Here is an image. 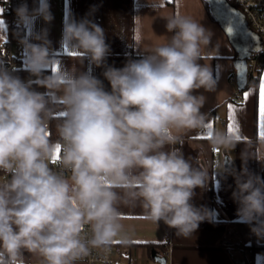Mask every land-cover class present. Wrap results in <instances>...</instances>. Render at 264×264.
<instances>
[{
  "label": "clouds",
  "instance_id": "9594fccd",
  "mask_svg": "<svg viewBox=\"0 0 264 264\" xmlns=\"http://www.w3.org/2000/svg\"><path fill=\"white\" fill-rule=\"evenodd\" d=\"M14 11L21 68L0 59V173L6 175L0 181V264H77L93 250L107 252L125 238L119 205L130 201L184 238L214 221V210L192 202L196 189L207 188V170L182 151L188 132H208L204 93L215 92L218 80L201 61L218 51L213 32L173 14L166 18L171 36L165 43L116 68L107 64L105 30L90 14L79 20L66 14L60 46L79 51L89 67L49 71L56 50L48 27L37 24L53 21L50 0H33L31 8L21 0ZM93 65L104 69L110 91ZM20 70L28 79L16 74ZM53 104L62 116L55 142L48 124ZM210 137L224 152L239 143L227 128L213 129ZM241 156L248 159L246 150ZM228 175L235 181L238 221L264 240V177L246 165L239 171L217 166L216 177Z\"/></svg>",
  "mask_w": 264,
  "mask_h": 264
},
{
  "label": "crops",
  "instance_id": "0c3cea01",
  "mask_svg": "<svg viewBox=\"0 0 264 264\" xmlns=\"http://www.w3.org/2000/svg\"><path fill=\"white\" fill-rule=\"evenodd\" d=\"M50 3L53 21L49 25H44L43 21L37 24V28L48 27L49 39L56 50L57 62L49 71L72 67L82 71L89 67L87 61L82 63L79 51L60 46L66 14L76 20L90 14L89 18L105 30L106 42L111 48L107 64L116 68L123 67L130 59L139 58L154 46L165 43L171 36L165 27L166 18L177 13L195 19L209 28L214 34L212 46L218 49L201 61L211 65L218 80L215 92L204 93L207 100L202 111L208 113V132H188L184 136L182 146L185 157L198 159L208 173L207 188L196 189L192 202L196 207L214 210L216 218L212 222H201L191 237L184 238L163 222L157 225L147 219L139 201L121 203L119 210L122 213L121 223L124 226L125 238L115 239L113 243L128 246L131 255L122 257L119 264H162L153 255V251L165 256L166 264H264V251L253 254L250 249L253 237L250 226L238 221V205L232 198L235 190L234 178L231 175L216 177L217 166H227L226 158L237 171L246 165L251 172L264 177V138L261 135L264 129L260 120L264 65L259 83L247 84L244 87L242 102L233 100L239 83L230 79L233 72L238 75V71L243 67L241 53L244 49L250 50L254 46V33L246 36L241 31L230 28L229 21L232 22L236 18L231 9L232 12H229L225 19V25L221 19H214L211 15L213 5L208 6L205 0H50ZM0 20L4 21L0 26V59L6 61L4 43L12 38V17L0 13ZM248 28L253 32L249 26ZM235 42H239L240 47ZM21 64L22 53L20 66ZM91 67L93 74L102 80L105 89L110 91L111 86L102 74L104 69L94 65ZM28 75L25 71L19 74L22 79H28ZM38 90L45 91L42 87ZM52 108L48 121L49 136L50 140L55 142L58 140V134L52 133V118L62 116L55 104ZM230 126L231 132L239 137L235 149L232 152H224L214 148L210 143V132L215 128L229 130ZM245 150L248 158L246 161L241 156ZM29 264L36 262L31 260ZM77 264L89 263L83 260Z\"/></svg>",
  "mask_w": 264,
  "mask_h": 264
},
{
  "label": "built area",
  "instance_id": "2783aa9c",
  "mask_svg": "<svg viewBox=\"0 0 264 264\" xmlns=\"http://www.w3.org/2000/svg\"><path fill=\"white\" fill-rule=\"evenodd\" d=\"M13 0H0V13L9 14L16 19V15L11 12ZM238 9L244 14L248 26L257 35L261 46L258 49H251L250 54L246 58L247 60V83L255 84L257 77L264 65V0H235ZM14 22V31H15ZM15 35L12 34V38L4 43L5 58L11 66H20V53L21 48L15 39ZM232 82L238 81V75L233 72L230 75ZM242 87H238L233 95V100L236 102H242L244 100L242 96ZM56 167V162L53 161L52 165ZM6 178L5 174L0 173V181ZM264 242V240H259ZM168 254L166 250L165 255ZM131 250L128 246L112 243L107 252L96 249L85 258L89 264H119L122 257H129Z\"/></svg>",
  "mask_w": 264,
  "mask_h": 264
},
{
  "label": "water",
  "instance_id": "95a60500",
  "mask_svg": "<svg viewBox=\"0 0 264 264\" xmlns=\"http://www.w3.org/2000/svg\"><path fill=\"white\" fill-rule=\"evenodd\" d=\"M213 1V0H212ZM224 3L226 4L227 7H229L233 12H235L236 10H239L236 6H233L229 0H223ZM214 13L216 15L217 18L221 19L222 21H224V25H225V19L224 17H222L220 15V13L217 11V8L214 7ZM240 16L243 18V20L246 22L247 24V21L244 17V14L242 12H240ZM248 25V24H247ZM251 29V28H250ZM254 33V32H253ZM254 35H256L254 33ZM236 45L238 47H240V43L239 42H235ZM250 43V41H248V44ZM261 46V41H259L258 37H255V40H254V46L251 48V49H258L260 48ZM250 50H247V49H244V52L241 53V58L243 60V67L238 71V83H239V86L244 88L248 83H247V60L246 58L248 57V55L250 54ZM226 165L227 166H232V162L226 158ZM153 255L156 257V259L161 262L162 264H166L167 263V258L165 256H160L156 253V251H153Z\"/></svg>",
  "mask_w": 264,
  "mask_h": 264
},
{
  "label": "trees",
  "instance_id": "16d2710c",
  "mask_svg": "<svg viewBox=\"0 0 264 264\" xmlns=\"http://www.w3.org/2000/svg\"><path fill=\"white\" fill-rule=\"evenodd\" d=\"M231 2H233L236 7H237V4L235 2V0H230ZM21 2V0H13L12 2V7H11V12L13 14H15V11L14 9L17 7V5ZM28 4H29V7L31 8L33 6V0H27ZM205 2L208 4V6L210 5V2L209 0H205ZM238 8V7H237ZM211 15L214 19L216 20H220L219 18L216 17V15L211 11ZM14 22H15V18L12 17V34L14 35ZM16 39V37H15ZM21 66L17 67V69H20ZM22 72V70L18 71L16 74L19 75L20 73ZM260 73H261V70L258 74V77H257V83H259V78H260ZM243 90V89H242ZM62 118H57V117H53L52 118V133L53 134H56L57 131H56V124L61 120ZM58 134V133H57ZM250 249L252 251L253 254H255L256 252H259V251H264V242H261L258 240V238L253 234V237H252V241L250 243Z\"/></svg>",
  "mask_w": 264,
  "mask_h": 264
},
{
  "label": "rangeland",
  "instance_id": "374dc122",
  "mask_svg": "<svg viewBox=\"0 0 264 264\" xmlns=\"http://www.w3.org/2000/svg\"><path fill=\"white\" fill-rule=\"evenodd\" d=\"M210 2V5L212 4V0H209ZM212 12H215L214 11V7L212 6ZM215 14V13H214ZM229 26L230 28L232 29H236L238 30L239 32L241 31L244 35L246 36H250V34H252L253 32H251L246 24V22L243 20V18L240 16V14L238 16H236L235 20H233L232 22L229 21ZM226 24V27L227 25ZM232 29H229L232 31ZM257 37V35H255ZM243 45V44H242Z\"/></svg>",
  "mask_w": 264,
  "mask_h": 264
},
{
  "label": "flooded vegetation",
  "instance_id": "af4514ba",
  "mask_svg": "<svg viewBox=\"0 0 264 264\" xmlns=\"http://www.w3.org/2000/svg\"><path fill=\"white\" fill-rule=\"evenodd\" d=\"M229 2H230L233 6H236V5H235L233 2H231L230 0H229ZM212 5H213V7H216V8H217V11L220 13V15H221L222 17H224V19H227V15H228V13H229V12H232V11L230 10V8L226 6V4L224 3L223 0H213V1H212ZM234 14H235V16H238V15L240 14V10H236V11L234 12Z\"/></svg>",
  "mask_w": 264,
  "mask_h": 264
},
{
  "label": "snow or ice",
  "instance_id": "6c2138e0",
  "mask_svg": "<svg viewBox=\"0 0 264 264\" xmlns=\"http://www.w3.org/2000/svg\"><path fill=\"white\" fill-rule=\"evenodd\" d=\"M4 24V21L0 20V26ZM247 94H245V98ZM260 120H261V127L264 129V83L261 85V104H260ZM230 131H232V127L230 126ZM262 138H264V131L261 133Z\"/></svg>",
  "mask_w": 264,
  "mask_h": 264
}]
</instances>
